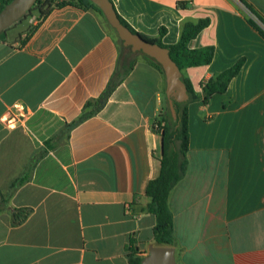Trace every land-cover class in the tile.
<instances>
[{
	"label": "crops",
	"instance_id": "1",
	"mask_svg": "<svg viewBox=\"0 0 264 264\" xmlns=\"http://www.w3.org/2000/svg\"><path fill=\"white\" fill-rule=\"evenodd\" d=\"M111 1L136 32L164 28L165 45L210 19L189 47L213 46V62L182 73L197 92L245 59L227 92L189 104L188 168L169 206L177 264H264V37L249 23L264 30V0H243L255 14L240 0ZM37 23L25 42L0 40V264H130L132 241L141 257L156 246L146 190L160 172L152 125L165 76L137 60L105 108L69 129L133 61L93 9L67 5ZM22 208L31 213L14 226Z\"/></svg>",
	"mask_w": 264,
	"mask_h": 264
},
{
	"label": "trees",
	"instance_id": "2",
	"mask_svg": "<svg viewBox=\"0 0 264 264\" xmlns=\"http://www.w3.org/2000/svg\"><path fill=\"white\" fill-rule=\"evenodd\" d=\"M12 0H0V11ZM250 11L255 14L252 8L243 0H240ZM67 5L84 7L96 11L106 22L102 12L89 0H38L32 8L31 13L27 16H32L33 12H37L39 17L46 18L53 9L62 8ZM189 2H179V8H187ZM119 16V15H118ZM26 17V18H27ZM121 22L129 27L134 33L136 32L121 16ZM22 21V20H21ZM20 21V22H21ZM107 23V22H106ZM249 23L254 26L264 37V30L251 18ZM17 24V23H16ZM14 24V25H16ZM108 24V23H107ZM210 25V19H200L197 22L187 21L182 26L180 39L176 44L165 45L162 41L165 34V29L160 30L158 37H149L140 34L149 42L156 43L162 47L168 48L171 58L179 66L183 73L191 67L207 66L213 62L215 48L213 46L203 47L200 49H191L189 44L192 40L205 30ZM109 26V25H108ZM13 27V26H12ZM11 27V28H12ZM110 27V26H109ZM111 28V27H110ZM10 29V28H9ZM8 29V30H9ZM7 30V31H8ZM111 30H113L111 28ZM7 31L0 35V40L6 38ZM114 31V30H113ZM115 32V31H114ZM117 35V34H116ZM119 44L123 42L118 38ZM145 60L164 75L160 64L150 57L144 55ZM136 61H133L127 67L124 75L113 77L107 86L106 90L96 99L87 101L80 116L67 128H73L80 123L99 114L109 102L114 91L122 84L123 80L128 76L133 69ZM245 59H240L229 69L221 72L209 80L201 82V91H195L191 81L182 76L184 83L187 86L189 100L183 103H174L177 119L174 120L170 110L165 114L162 107L159 116L153 122V130L162 137V151L160 156V172L159 175L151 180L146 190V197L149 202L147 205L148 212L155 217V227L153 232V242L159 246H174L176 242L174 217L169 206V198L173 188L183 179L188 168L187 154L189 152V110L188 106L192 102L202 101L204 104L217 95L227 92L231 81L240 73ZM157 126V128H155ZM27 177L22 176L15 180L13 187L26 181ZM6 200L0 201V215L4 211ZM31 213L30 209L22 208L12 211V224L19 226L23 224ZM132 241L128 249V258L130 264H142L144 257L138 255V247Z\"/></svg>",
	"mask_w": 264,
	"mask_h": 264
},
{
	"label": "water",
	"instance_id": "3",
	"mask_svg": "<svg viewBox=\"0 0 264 264\" xmlns=\"http://www.w3.org/2000/svg\"><path fill=\"white\" fill-rule=\"evenodd\" d=\"M38 0H12L0 11V35L14 24L25 19ZM102 12L108 25L116 32L125 47L133 52H142L161 65L166 89L163 96L165 114L169 110L173 119H177L174 103H183L189 100L186 84L182 79V72L176 62L171 58L168 48L162 47L144 39L140 34L134 33L125 26L111 0H89ZM142 264H177L176 249L173 246H152L149 254L144 257Z\"/></svg>",
	"mask_w": 264,
	"mask_h": 264
},
{
	"label": "rangeland",
	"instance_id": "4",
	"mask_svg": "<svg viewBox=\"0 0 264 264\" xmlns=\"http://www.w3.org/2000/svg\"><path fill=\"white\" fill-rule=\"evenodd\" d=\"M34 14L35 16L38 15L37 12H33L31 15H34ZM28 19L29 17L23 19L21 22H18L16 25L13 26V28H11L10 32L8 33H10L11 36H15V39H17L18 37H16V35L19 36L22 32L25 33L30 29L27 23ZM30 25L35 26L32 24ZM114 33L116 34V32ZM120 48H121V57H123V60L125 61V63H128L129 61H137L139 59H145L144 58L145 54H143L142 52H133L130 47H125L122 43H120ZM149 249L146 251V255L144 257H146L149 254Z\"/></svg>",
	"mask_w": 264,
	"mask_h": 264
},
{
	"label": "built area",
	"instance_id": "5",
	"mask_svg": "<svg viewBox=\"0 0 264 264\" xmlns=\"http://www.w3.org/2000/svg\"><path fill=\"white\" fill-rule=\"evenodd\" d=\"M41 18L39 17V15H32L31 17H29V21L30 23L33 25V24H36L38 22V19ZM18 110V109H16ZM18 118H22V115L18 112H14V113H9V115L6 117V121L10 124H16L18 122ZM157 128V126L155 127Z\"/></svg>",
	"mask_w": 264,
	"mask_h": 264
},
{
	"label": "flooded vegetation",
	"instance_id": "6",
	"mask_svg": "<svg viewBox=\"0 0 264 264\" xmlns=\"http://www.w3.org/2000/svg\"><path fill=\"white\" fill-rule=\"evenodd\" d=\"M40 23V22H39ZM39 23H37L35 26H34V29L32 28L31 30H28V32H25V33H21L19 36L16 35V37H18L17 39L15 40H20V42H25L27 41L29 38H30V35L33 34L37 28H38V25ZM11 30V28L7 31V33ZM7 36V34H6ZM15 37V36H14Z\"/></svg>",
	"mask_w": 264,
	"mask_h": 264
}]
</instances>
